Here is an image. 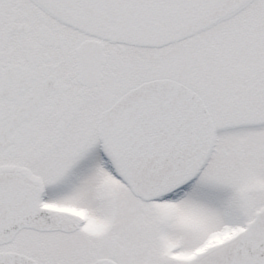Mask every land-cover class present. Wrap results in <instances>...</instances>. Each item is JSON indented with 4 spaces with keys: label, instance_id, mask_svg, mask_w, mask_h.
<instances>
[{
    "label": "snow or ice",
    "instance_id": "obj_1",
    "mask_svg": "<svg viewBox=\"0 0 264 264\" xmlns=\"http://www.w3.org/2000/svg\"><path fill=\"white\" fill-rule=\"evenodd\" d=\"M0 264H264V0H0Z\"/></svg>",
    "mask_w": 264,
    "mask_h": 264
}]
</instances>
